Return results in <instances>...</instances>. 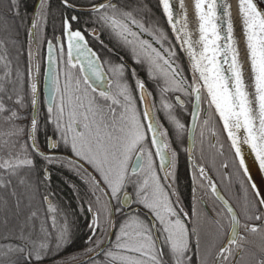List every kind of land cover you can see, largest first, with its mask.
<instances>
[{"label": "snow or ice", "instance_id": "6c2138e0", "mask_svg": "<svg viewBox=\"0 0 264 264\" xmlns=\"http://www.w3.org/2000/svg\"><path fill=\"white\" fill-rule=\"evenodd\" d=\"M159 2L175 40L181 45L180 51L188 57L193 73L191 82L176 65V51L163 29L146 28L136 19L134 10L120 6L115 0H100L93 3L89 11L93 14V23L130 48L135 62L139 63L142 59L147 61L150 77L163 81V86L159 88L162 101L164 94L169 92L194 98L190 113L193 126L188 129L190 134L200 116L199 106L205 102L210 109L214 108L222 122L231 147L239 158L240 167L245 168L241 140L237 135L242 129L245 133L243 143L251 148L260 169L264 170V12L258 10L253 0H238L254 86V93H250L233 34L231 6L220 0L223 4L221 16L218 0H194L199 37L193 39L188 30L187 9L183 0H176L175 3L172 0ZM62 4L65 8L74 7L70 0H62ZM10 7L16 8V0H11ZM48 9V0H37L28 28L30 45L36 43L37 31L46 25ZM16 11L18 15V9ZM222 17L226 23V31L223 32L219 23ZM73 23H79V17L65 15L61 36L47 41L50 65L47 74L52 94L46 106L45 123L52 125L56 137L55 141L48 137L47 144L50 149H57L60 144L70 148L76 159H69L67 163L87 177L86 183L96 196L95 211L89 204V211L93 212L94 217L89 228L93 236L97 230L101 231V237L96 240L98 247L103 244L104 235L101 215L103 223L113 229L116 227L113 221L117 216L123 217L113 247L104 252L107 264H238L237 258L245 251H250L249 245L259 249L258 258L254 252L251 253L255 264H264V192L256 190L255 184L252 185V199L249 200L245 195L242 222L233 207L218 192L205 166L194 164V171L199 173L198 176L193 175L194 184L199 182L200 187L207 184L211 193L222 202L229 217L226 238H221L225 234L219 218L213 220L218 226V233L211 237L203 236L197 223L199 214L195 207L189 215L182 207L174 205L154 169V155L159 157L163 170L165 166H175L177 153L169 144L168 130L154 116L157 111L155 103H148L152 93L146 92L143 81L136 80L139 103L144 105L141 113L130 85L124 80L125 66L102 59L90 46L87 36L98 39L101 33L95 28L83 31L74 29ZM144 33L151 40L143 39ZM153 42L161 48L155 47ZM100 43L103 44V41ZM166 43L169 45L167 48L164 47ZM28 54L30 101L23 93V74L17 70L15 79H12L11 62L6 56H0L5 67L4 76L0 77L4 81L0 83V119L10 126V130L3 134L8 138L0 142V187L4 188L11 185L12 178L18 175L20 169L34 166L32 153L49 162L58 159L40 150L37 139L40 122L36 115L39 99L37 85L31 82V61L35 53L31 47ZM61 77L64 79L63 88L60 87ZM175 99L183 106L180 96ZM29 102L33 114L30 127H27L17 121L27 119L21 112ZM161 106L177 134L183 133L186 126L172 113L173 105L162 102ZM207 124L208 120L205 119L203 126ZM151 148H155V153ZM224 168H227V164ZM169 175L171 173H165V179ZM48 178L45 172V179ZM20 182L24 183L23 179ZM43 199L49 203L48 211L55 212L48 197ZM132 205L141 211L136 212ZM126 210L132 214H126ZM144 210L147 215L141 218ZM221 215L216 212V217ZM36 216L37 213L32 212L27 219L34 220ZM52 221V227L55 228L54 217ZM40 231L44 233L43 240L33 239L32 230H28L26 224L19 228L18 234L10 230L19 243L0 252V255L24 253L22 260H12L9 264H26L33 258L41 260V250L49 247L47 241L50 233L43 225ZM253 234H261L259 245L249 239ZM66 239V230L61 231L57 237V247ZM91 241L92 237H89Z\"/></svg>", "mask_w": 264, "mask_h": 264}, {"label": "trees", "instance_id": "16d2710c", "mask_svg": "<svg viewBox=\"0 0 264 264\" xmlns=\"http://www.w3.org/2000/svg\"><path fill=\"white\" fill-rule=\"evenodd\" d=\"M36 2L37 0H16V8H12L10 7L11 0H0V56H6V59L11 62L12 79H15L17 70L23 74V93L29 101L31 91L28 78V53L30 47L33 51L35 50L34 44L30 45L29 43L28 28L31 24ZM98 2L100 0H70L74 7H91L93 3ZM115 2L129 10H134L136 19L143 23L146 28L159 27L165 31L171 46L176 51V65L182 71L183 76L187 78L189 75L186 61L170 32L158 0H115ZM48 3L46 25L39 29L36 34L35 49L37 54L31 61V82H34V74H36V72L34 73V67L36 63H38L39 74L41 71L40 65L43 66L44 64V48L47 41L61 36L62 19L65 15L69 17L76 15L79 17V23H73L74 29L80 28L83 31L95 28L97 32L101 33L98 39L87 36L91 47L96 48L97 43L102 40L104 44L110 46L112 50L117 51L127 60L135 61L129 47L123 45L115 36L110 35L107 30L102 31L100 25L93 23V14L91 12H76L72 8H65L62 0H48ZM16 9H18V15ZM142 38L151 40V37L146 33L142 34ZM154 46L158 49L161 48L159 44L154 43ZM168 46L167 43L164 45L165 48ZM97 50L99 51V49ZM141 62L147 63L143 59ZM141 69L145 72L149 70L148 64L146 66L143 65ZM4 71V62L0 61V77L4 76ZM143 78L153 79L150 77L149 72ZM0 83H4V81L0 80ZM8 87L11 88L12 86L8 85ZM21 115L26 116L27 119H21L17 123L30 127L32 117L30 102L22 110ZM9 130L10 126L0 119V142L8 138L3 134ZM68 154L70 157L75 158L72 153ZM32 159L34 160L33 167L20 169L18 175L12 178L10 186L7 188L0 187V252L7 251V248L15 247L19 243L13 238L10 230H14L18 234L19 228L26 224L27 229L32 230L33 239H44V233L40 231L42 225L50 233L47 241L49 247L46 250H41L43 258L39 261L33 258L26 264H49L58 259H70L73 256L89 253L93 242L87 241L86 243L85 239L91 233L89 225L93 222L91 218H94L93 212L89 211V204L93 206V211H95L97 205L96 196L93 195L89 184L86 183L87 177L82 172H77L71 167L67 163L69 159H56L49 162L40 159L39 155L35 153H32ZM232 160L233 177L232 184L228 186V192L233 204H245V195L247 194L248 199L251 200L252 191L234 156ZM45 167L50 168L51 175L49 179H44L42 176V168ZM21 179H23L24 183L20 182ZM45 196L51 197V206L55 209V212L50 213L48 211L49 205H46L43 199ZM18 203L19 207H17ZM7 210L12 212L16 210L18 215L7 218ZM32 212H36L37 216L34 220H28L27 218ZM53 217L56 222L55 228L52 227ZM22 220V225H20ZM6 221L7 224L5 223ZM100 223H103V215H101ZM65 230L67 239L60 242L59 247H57V237L61 231ZM23 256L24 253H9L8 256L0 255V264H9V261L12 260H22Z\"/></svg>", "mask_w": 264, "mask_h": 264}, {"label": "flooded vegetation", "instance_id": "af4514ba", "mask_svg": "<svg viewBox=\"0 0 264 264\" xmlns=\"http://www.w3.org/2000/svg\"><path fill=\"white\" fill-rule=\"evenodd\" d=\"M96 50L101 58L104 60L111 61L113 64H123L124 67V80L130 85L133 95L137 99V107L142 113V105L139 103V92L136 89V80L139 79L145 83L146 91L152 93L150 97L151 103H155L157 111L154 112L155 118L168 130L169 136L168 141L173 150L177 153L175 166L171 165L165 166L161 170V163L158 157L153 156L154 160V169L161 180L162 186L165 188V191L169 194L170 200L177 207H182L184 211L188 212L191 215L193 207L199 214L198 225L201 230V234L206 237H211L218 233V226L213 222L215 218L222 220L224 225L223 233L225 234L221 238H226V234L229 231V217L226 210L223 207V204L211 193L210 188L205 184L204 187H200L199 182H193V175H199L198 172L194 171V164H203L211 176L212 181L216 184L217 189L220 191L222 196L227 200L233 209L236 211L237 215L241 218L242 222L244 219L243 211L245 204H233L231 202V196L228 192V186L232 184V169H233V154L228 141L218 123L217 117L213 109L208 107V104L202 102L200 104V116L198 122L194 127L193 131V141L191 150L188 152V128L191 120V111L194 98L190 96H185L178 92H169L164 94L163 101L159 92V88L163 86L162 80L157 79H147L143 78L149 70L146 72L141 69L146 62H131L121 56L117 51L112 50L110 46L106 44H101L100 41L97 43ZM99 49V51L97 50ZM45 50V49H44ZM140 66V67H139ZM43 66L40 65V74H38V99L39 105L37 108V118L40 122V127L37 132V139L39 141L40 150L49 155H54L58 159H67L64 156H69L68 153H71L70 148H66L63 144L57 149L49 150L47 139L52 137L53 141L56 140V137L53 135L52 125H46V101L43 96L41 88V78L43 72ZM188 70V68H187ZM187 80L191 82L192 76L188 72ZM64 79L60 78V87L63 88ZM191 89H189V92ZM180 96L183 101V106L179 105L176 102V97ZM58 98V97H57ZM162 102L171 103L173 105L172 113L180 119L182 123L185 124V130L181 134H177L173 124L168 120L165 110L162 108ZM207 110V111H205ZM207 119V126H203V121ZM46 127L44 128V126ZM203 126V127H202ZM49 128V130H48ZM203 130L204 135L201 136V131ZM213 132L215 135H213ZM150 140V133L148 134ZM151 151L155 153V148H151ZM169 158L171 153H168ZM232 156V157H231ZM40 157V156H39ZM40 159H43L40 157ZM135 159V157H133ZM227 164V168H224V165ZM50 168H42V176L45 179V172H47L48 177H50ZM90 171L91 168H89ZM165 173H171L165 179ZM49 179V178H48ZM196 189L195 193L193 189ZM129 191H131L129 189ZM48 197V196H47ZM49 198V197H48ZM45 202V201H44ZM51 203V197L49 198ZM115 203V201H113ZM46 205L47 202H45ZM132 208L136 212H140L141 209L136 205H132ZM216 212L222 213L220 217H216ZM126 214L131 215L132 213L127 212ZM147 215L146 210L141 213V218ZM92 217V216H91ZM195 219V218H194ZM91 221L93 219L91 218ZM123 221V217L117 216L116 220L113 221L115 224V229L110 225L102 223L103 228V244L98 247L96 245V240L101 237V231L96 232L95 236L91 231L89 237H92L91 251L84 255L73 256L70 259H58L55 262H50L49 264H107V258L104 255V252L110 250L116 238V231L119 228V223ZM253 223H260L253 221ZM191 226V225H190ZM111 232V236L109 237ZM241 232L243 230L241 229ZM89 237H86L85 241L89 242ZM109 239V240H108ZM249 239L254 242L255 245L261 243L262 237L261 234H253L249 236ZM108 240V242H107ZM107 242V244H106ZM106 244V245H105ZM104 245V246H103ZM102 248V249H101ZM101 249V250H100ZM250 251H245L237 258L238 264H255V259L251 255L252 252L256 254V258L259 257L258 247H253L249 245Z\"/></svg>", "mask_w": 264, "mask_h": 264}, {"label": "water", "instance_id": "95a60500", "mask_svg": "<svg viewBox=\"0 0 264 264\" xmlns=\"http://www.w3.org/2000/svg\"><path fill=\"white\" fill-rule=\"evenodd\" d=\"M233 1H234L235 6H234V9H233L232 13H233L234 18H235V17L239 16L238 0H233ZM253 1L257 5V7L262 12H264V0H253ZM158 2H159V0H158ZM172 2L175 3V0H172ZM159 5H160V3H159ZM35 7H36V5H35ZM35 7H34V9H35ZM90 8L91 7H73L72 9L74 11H76V12H90L89 11ZM218 10H219V8H218ZM162 12H163V10H162ZM32 18H33V14H32ZM32 18H31V21H32ZM165 20H166V17H165ZM166 22H167V20H166ZM168 27H169V25H168ZM169 29H170L171 34L173 35L172 30H171L170 27H169ZM221 31H222V28H221ZM173 37H174V35H173ZM234 38H235L236 43H238L237 48H238V51H239V61H240L241 65H242V68H243V74H244V78H245V83L247 85V90L250 93H254V86H253V80H252V74H251V67H250V63H249V60H248V52H247V47H246V41H245L244 33H243V35L240 36V39H238L236 35H234ZM174 39H175V37H174ZM176 43H177L178 48L180 50V47H179V44H178L177 41H176ZM34 50H35V43H34ZM180 52L182 53V51H180ZM48 54L49 53H48V48H47V43H46L45 50H44V68H43L42 78H41V88H42V92H43V96H44V99L46 101V104H47L48 101H50L51 94H52L50 79H49V75L47 74L49 66H50L49 62H48V59H47ZM182 55L186 59L187 63L189 64L187 58L184 56L183 53H182ZM189 67H190V65H189ZM224 67L227 68V65H224ZM34 83H36V85H37V94H38V78H37L36 74H35ZM205 94H206V92H205ZM148 103H149V105L152 104L151 100H150V97H148ZM141 105H142V109L144 110V105L143 104H141ZM212 109L214 111V108H212ZM214 113H215V111H214ZM32 114H33V109H32ZM215 115H216V117H217V119H218V121H219V123H220V125L222 127V130H223L222 122L219 120L218 115L217 114H215ZM192 126H193V121H192V118H191L190 124H189V128H192ZM193 131H194V128H193L191 134L188 131V139H187V141H188V145H187L188 146V152L191 150V147H192ZM223 132H224V135H225L226 132L224 130H223ZM237 135L240 137V140H241V144H240L241 155H242V157L244 159L245 168H241L240 167L239 158L236 157L235 150L231 147V141L228 139V137H226L227 136V134H226L225 137H226V139L228 141V144H229L230 149H231V151H232V153L234 155V158H235V160H236V162H237V164H238V166H239V168H240L245 180L247 181L251 191L253 192L252 185L255 184L256 185V190L264 192V177L262 175V172H261V170H260V168H259V166L257 164L256 158H255L251 148L248 145L243 143V138H244L245 133L241 129L240 131L237 132ZM150 136H151V134H150ZM49 150H51V149L49 148ZM64 157H66L67 159L75 160V158L70 157V156H64ZM245 169H247V175H245ZM89 172H91V171L89 170ZM218 192L220 193L219 190H218ZM48 200H49V198H48ZM110 236H111V232H110L109 237ZM108 240H107V242H108ZM107 242H106V244H107Z\"/></svg>", "mask_w": 264, "mask_h": 264}, {"label": "bare ground", "instance_id": "6f19581e", "mask_svg": "<svg viewBox=\"0 0 264 264\" xmlns=\"http://www.w3.org/2000/svg\"><path fill=\"white\" fill-rule=\"evenodd\" d=\"M175 2H176V0H175ZM183 2H184L185 8L187 9V17H188V25H189L188 30L192 33V38L193 39H198V37H199L198 20H197V18L195 16V11H194V7H193L194 0H183ZM223 3H226V4L231 6L230 11H231V21H232V24H233V34L236 35L238 39H240V36L243 35V25H242V19H241L240 15L238 17L234 18V15L232 13L233 9H234V6H235L234 1L233 0H223ZM218 4H220V7H219L218 11L221 12V16H222L223 4L220 3V0H218ZM160 6H161V4H160ZM161 8H162V6H161ZM177 10L179 11V9H177ZM258 10H260V9L258 8ZM219 23L221 25L222 31H226L225 18L222 17L221 20L219 21ZM237 45H238V43H236V46ZM179 47L181 48L180 44H179ZM182 53L184 54V56L188 60V57H187L186 53L183 52V51H182ZM188 62H189V60H188ZM226 134L227 133H225V135ZM254 156H255V154H254ZM255 158H256V156H255ZM256 161H257V159H256ZM257 164L259 166V162L258 161H257ZM259 168H260V166H259ZM261 172H262V175L264 177V170H261Z\"/></svg>", "mask_w": 264, "mask_h": 264}, {"label": "rangeland", "instance_id": "374dc122", "mask_svg": "<svg viewBox=\"0 0 264 264\" xmlns=\"http://www.w3.org/2000/svg\"><path fill=\"white\" fill-rule=\"evenodd\" d=\"M37 47V46H36ZM45 49V48H44ZM35 55L37 54L36 53V49H35ZM185 59V58H184ZM43 60H44V58H43ZM185 61H186V59H185ZM44 63V62H43ZM186 65H187V68H188V72H189V74H190V76H192V78H193V73H192V71H191V69H190V67H189V64L187 63V61H186ZM37 66H38V63H36V66L34 67V73L36 72V75L38 76V72L39 71H37ZM38 73V74H37ZM34 77H35V74H34ZM35 79V78H34ZM204 95H206L205 93H204ZM218 120V119H217ZM218 123H219V121H218ZM219 125H220V123H219ZM220 127H221V125H220ZM221 129H222V127H221ZM223 131V130H222ZM224 133V132H223ZM49 197V196H48ZM50 198V197H49ZM7 213H8V215H7V218H11L12 216H17L18 215V211H16V210H14L13 212L12 211H10V210H7L6 211ZM22 222H23V220L20 222V225H22Z\"/></svg>", "mask_w": 264, "mask_h": 264}]
</instances>
